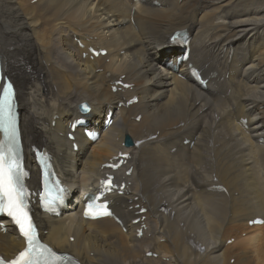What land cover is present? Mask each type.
<instances>
[{"label":"bare ground","instance_id":"6f19581e","mask_svg":"<svg viewBox=\"0 0 264 264\" xmlns=\"http://www.w3.org/2000/svg\"><path fill=\"white\" fill-rule=\"evenodd\" d=\"M180 31L191 38L190 60L166 68L181 56L168 44ZM88 47L108 55L83 59ZM0 53L16 85L30 186L40 178L29 154L37 146L75 196L61 218L36 213L54 249L82 264H264V227H248L264 219V0H0ZM119 80L133 91L112 93ZM134 96L138 104L119 108ZM83 102L100 127L112 108L115 124L94 144L78 130L75 152L66 134ZM127 135L132 147H123ZM120 150L132 155L120 179L134 170L131 193L113 196V210L128 233L82 217L100 166ZM23 248L13 229L0 232L1 256Z\"/></svg>","mask_w":264,"mask_h":264},{"label":"snow or ice","instance_id":"6c2138e0","mask_svg":"<svg viewBox=\"0 0 264 264\" xmlns=\"http://www.w3.org/2000/svg\"><path fill=\"white\" fill-rule=\"evenodd\" d=\"M5 104L11 107V98L13 95V87L8 83L4 87ZM82 111H88V106L81 107ZM19 166L14 162L5 166V161L0 156V194L3 200H0V211L6 212L12 217L20 226V230L27 240L28 248L20 252L19 256L11 262V264H38L37 258L34 256V249L36 248V241L34 229L31 221L28 219L27 214L23 211L20 202V192L17 189L19 182ZM110 185V181L106 182ZM87 215V213H86ZM3 264V261H0Z\"/></svg>","mask_w":264,"mask_h":264},{"label":"rangeland","instance_id":"374dc122","mask_svg":"<svg viewBox=\"0 0 264 264\" xmlns=\"http://www.w3.org/2000/svg\"><path fill=\"white\" fill-rule=\"evenodd\" d=\"M33 4H35V3L33 2Z\"/></svg>","mask_w":264,"mask_h":264}]
</instances>
